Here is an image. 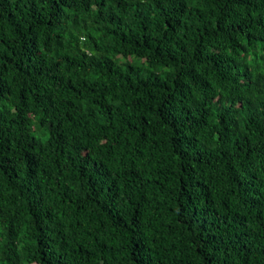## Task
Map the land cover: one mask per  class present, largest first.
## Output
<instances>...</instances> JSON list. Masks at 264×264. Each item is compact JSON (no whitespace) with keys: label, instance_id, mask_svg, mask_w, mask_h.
Listing matches in <instances>:
<instances>
[{"label":"trees","instance_id":"obj_1","mask_svg":"<svg viewBox=\"0 0 264 264\" xmlns=\"http://www.w3.org/2000/svg\"><path fill=\"white\" fill-rule=\"evenodd\" d=\"M0 264H264V0H0Z\"/></svg>","mask_w":264,"mask_h":264}]
</instances>
